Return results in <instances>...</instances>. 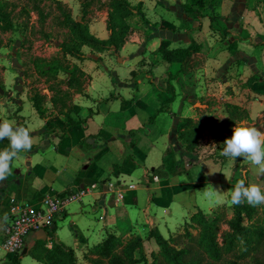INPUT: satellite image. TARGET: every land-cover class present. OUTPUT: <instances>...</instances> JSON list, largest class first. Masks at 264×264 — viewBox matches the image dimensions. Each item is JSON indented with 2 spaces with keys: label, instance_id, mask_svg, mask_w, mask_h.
<instances>
[{
  "label": "crops",
  "instance_id": "obj_1",
  "mask_svg": "<svg viewBox=\"0 0 264 264\" xmlns=\"http://www.w3.org/2000/svg\"><path fill=\"white\" fill-rule=\"evenodd\" d=\"M126 1L141 5L132 18L144 16L148 28H137L117 52L84 47L85 58L73 62L87 82L71 99L66 94L67 108L53 109V117L37 113L26 80L12 77L10 60L0 55L8 68L0 123L11 121L33 137L30 151L19 154L12 175L0 182V264L13 259L3 241L14 204L38 210L48 196L94 183L136 185L123 201L96 191L57 217L54 240L80 255L110 234L127 240L157 230L169 238L192 212L212 218L232 206L231 191L241 179L264 190L255 166L221 155L236 125L264 131V0H215L199 19L185 13L186 0ZM214 17L223 33L212 28ZM107 21V12L91 16L90 32L108 40ZM192 44L199 51L184 64L164 60V51ZM69 117L76 124L68 126ZM188 120L202 127L195 153L178 138ZM9 147L8 139L0 140V151ZM54 240L48 234L51 248ZM38 241L36 233L26 239L21 264H41L28 254Z\"/></svg>",
  "mask_w": 264,
  "mask_h": 264
},
{
  "label": "trees",
  "instance_id": "obj_2",
  "mask_svg": "<svg viewBox=\"0 0 264 264\" xmlns=\"http://www.w3.org/2000/svg\"><path fill=\"white\" fill-rule=\"evenodd\" d=\"M214 2L215 0H186L182 7L188 16L199 19ZM138 7H132L126 0H117L109 13L108 29L111 34L108 40L97 38L83 20H73L70 14H66L64 24L71 31L72 41L70 45L62 46L65 57L83 60L84 46L98 53L112 49L119 51L123 44L131 40L137 29L129 24L128 19ZM141 20L148 26L149 22L144 16ZM10 26L7 25V28ZM212 28L222 32L223 28L216 17L212 18ZM198 51L199 47L192 44L187 48L166 50L163 52V58L169 63L184 64ZM42 99L36 95L32 102L37 113L44 117L46 110L42 105ZM68 119V126L76 124L72 118ZM187 125L188 129L180 133L178 138L186 150L195 153L199 148L198 139L202 127L191 120L187 121ZM164 173L163 170L156 171L159 176ZM223 211L224 208L212 218H207L200 211L190 213L184 235L177 238L166 239L159 231L153 230L147 238L155 240L159 251L152 254V262L144 254V240L140 236L124 240L114 234L108 235L103 242L89 248L84 258L89 264H218L231 256L228 264H243L246 259L257 256L264 249V205L252 206L247 202L232 205L233 215L229 219ZM224 226L228 229H224ZM194 230L197 231L196 234L193 233ZM48 234L54 240L53 231ZM184 241L181 248L175 245ZM47 245L48 242L38 241L28 254L41 264H79L75 251L64 244L54 240L51 249ZM18 255L14 254L11 264H21Z\"/></svg>",
  "mask_w": 264,
  "mask_h": 264
},
{
  "label": "rangeland",
  "instance_id": "obj_3",
  "mask_svg": "<svg viewBox=\"0 0 264 264\" xmlns=\"http://www.w3.org/2000/svg\"><path fill=\"white\" fill-rule=\"evenodd\" d=\"M26 1L28 0H0V55H7L6 58L10 60L9 70L12 77L19 79L18 81L26 80L23 87L32 95L31 98L36 95L43 98L42 105L46 113L42 118L53 117L54 110L66 109L73 93L81 92L87 82L86 79L82 80L84 74L81 68L73 62L77 59L65 57L62 52V46L70 45L72 41L71 31L64 24L65 15L70 14L76 21L83 20V23L89 27V19L98 12H107L109 19V13L112 11L110 8H113L116 1L106 0L102 3L101 0H68L65 3L66 0H29L31 4ZM38 15L41 16L39 20ZM137 21L138 19L132 17L128 19L129 24L134 28L143 30L148 28L141 19ZM7 25L11 26L7 28ZM1 60L3 58L0 56V86L3 83V74L8 70L6 66L2 67ZM223 212L228 219L232 218V206L228 209L224 208ZM246 224L250 223L246 222ZM224 229L228 228L224 226ZM185 230L184 225L166 239L184 235ZM47 232L52 233V230L49 229ZM193 233L196 234L197 231L194 230ZM142 239L144 254L152 262V254L157 253L159 247L154 239L149 240L147 237ZM184 243L185 241L175 245L181 248ZM86 253L87 251H83L80 255L76 254L79 264H89L84 258ZM9 255L14 256V254ZM230 259L232 257L228 256L218 264H228ZM259 263L264 264V249L257 256L243 262V264Z\"/></svg>",
  "mask_w": 264,
  "mask_h": 264
},
{
  "label": "clouds",
  "instance_id": "obj_4",
  "mask_svg": "<svg viewBox=\"0 0 264 264\" xmlns=\"http://www.w3.org/2000/svg\"><path fill=\"white\" fill-rule=\"evenodd\" d=\"M8 139L10 147L0 151V182H4L12 175V166L19 159L21 152L30 151L33 137L24 127L14 126L11 121L0 123V140ZM221 155L231 159L248 161L264 176V131L256 127L243 124L232 129V136L223 141ZM218 195L220 190H214ZM247 202L249 205H264V190L257 184H246L244 179L239 180L231 191L230 203L240 205Z\"/></svg>",
  "mask_w": 264,
  "mask_h": 264
},
{
  "label": "built area",
  "instance_id": "obj_5",
  "mask_svg": "<svg viewBox=\"0 0 264 264\" xmlns=\"http://www.w3.org/2000/svg\"><path fill=\"white\" fill-rule=\"evenodd\" d=\"M135 189L136 185L117 187L112 182L103 186L94 183L87 188L76 189L63 196H48L44 199L42 208L38 210L27 205H16L15 201H12L14 217L4 230L3 249L8 254H20L25 249L27 237L41 229L46 232L49 229L53 230L57 217L69 205L83 201L91 193L96 191L105 194L113 193L116 195L117 201L120 202L124 200L127 191ZM51 246L52 243L47 245L49 248Z\"/></svg>",
  "mask_w": 264,
  "mask_h": 264
},
{
  "label": "water",
  "instance_id": "obj_6",
  "mask_svg": "<svg viewBox=\"0 0 264 264\" xmlns=\"http://www.w3.org/2000/svg\"><path fill=\"white\" fill-rule=\"evenodd\" d=\"M36 237L39 241L46 242L48 240V234L44 229H41L38 232H36ZM26 252H27V249L25 248L23 250V254H26Z\"/></svg>",
  "mask_w": 264,
  "mask_h": 264
}]
</instances>
